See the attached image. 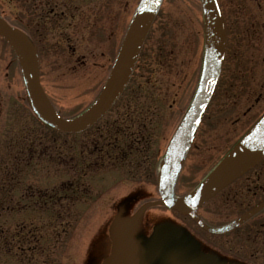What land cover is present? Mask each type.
I'll return each mask as SVG.
<instances>
[{
	"label": "rangeland",
	"instance_id": "obj_1",
	"mask_svg": "<svg viewBox=\"0 0 264 264\" xmlns=\"http://www.w3.org/2000/svg\"><path fill=\"white\" fill-rule=\"evenodd\" d=\"M139 2L0 0V12L35 44L46 90L61 108L70 105L71 88L66 85L71 76L67 69L72 65L79 67L80 62L96 61L97 68L105 66L108 70ZM222 3L233 35L220 85L198 130L196 154L208 159L196 172L198 178L220 162L264 114V32L260 33L261 43L257 42L260 50L252 42L243 47L242 39L237 37L239 25L234 23V8L244 4L256 16L258 27L264 29V0ZM163 5L138 59L139 80L149 75L151 81L145 87L133 82L122 100L127 103L137 94L143 100H154L157 118L165 123L162 131L172 136L199 85L203 18L200 0H165ZM249 55L252 58L248 59ZM62 70L64 73L60 74ZM100 88L99 83L97 90L91 91L90 99ZM53 136L54 130L43 125L33 109L15 52L0 38L1 201L3 181L9 180L8 198L0 204V264H127V253L111 250L112 219L102 218L94 210H90L93 213L89 216L71 214L68 218L64 214L60 218L61 214L42 206L43 192L60 189L69 179L64 159L68 139L59 137L56 141ZM58 147L64 150L63 154H59ZM7 166L9 178L4 174ZM189 173H193L191 165L186 169ZM196 179L181 185V190H189ZM48 207L52 208L51 203ZM53 208L61 211L55 204ZM162 211H150L138 229L151 232L160 226L175 227L188 236H198L195 230L191 232L188 218ZM207 240L224 253L222 258L233 264H264L263 259L253 257L257 246H248L246 239L236 238L232 252L211 237Z\"/></svg>",
	"mask_w": 264,
	"mask_h": 264
},
{
	"label": "flooded vegetation",
	"instance_id": "obj_2",
	"mask_svg": "<svg viewBox=\"0 0 264 264\" xmlns=\"http://www.w3.org/2000/svg\"><path fill=\"white\" fill-rule=\"evenodd\" d=\"M200 2L202 10L201 18H203L204 43L198 63L201 73L199 84L203 75L206 52L204 8L201 0ZM218 3L224 21L226 47L220 76L214 93L218 89L224 73L231 44L230 37L233 35V30H231L227 19L228 13H226V8L222 0H218ZM236 7L234 8V23L239 25L237 37L242 39L243 42L241 43L243 47L250 45L251 42L254 48L260 47V33L264 32V29L258 27V23L255 20L256 16H253L254 14H252V11L247 5L239 4ZM117 56L118 54L115 56L108 70L105 66L97 68L96 65L99 62L96 61L94 63H88L87 61L80 62L79 67L72 65L71 68H68L67 71L70 73L68 76H71V78L69 79L70 84H67L66 87L71 88L69 89L68 95L70 105L61 106V108L58 107L48 94L42 80L40 68V78L44 89L57 113L62 118H76L96 103L110 78ZM93 58H96V55ZM250 58H252L251 55L248 56V59ZM90 64L94 67L89 66ZM103 64L105 65V62ZM63 73L64 71L62 70L60 74ZM138 73L137 61L128 84L118 98L91 127L81 132L59 131L40 121L43 125L54 130L53 138L56 141H58L59 137L68 139L66 141L68 145L67 157L65 158L64 156L69 174L68 182L66 185L61 186L60 189H54L50 193L43 192L42 206H47L43 208L61 214L62 216L58 215L60 218L65 217L64 214L68 218L70 216L72 217L73 214L87 213L89 216L90 213H93L90 210H94L98 212L100 217L112 219L113 223L110 229V236L113 237L111 239V250L127 253L128 262L135 257L138 250L137 246L129 239L127 233L130 223L136 219L132 227V232L146 251V263L168 264V262L160 259L156 255L155 251L151 248V243L155 235L171 227L160 226L152 229L151 232H148L147 228L142 229V231L138 229V224L148 218L147 214L156 208L163 209L166 213L173 212L188 218L192 223L191 229L193 231L190 229L191 232L195 230L198 236H188L184 232L179 231L184 236L193 239L203 253L216 258L223 264L233 263L222 258L220 255L224 253H221L208 240L206 241L207 238L211 237L213 242L223 243L230 252H232L231 250L236 238L246 239L248 246H257V250L255 249L257 253L256 255L253 254V257L257 260H264V206L236 226L228 228L236 220H239L248 212L264 204V159L219 190L197 208V217L206 227L217 232H213L201 225L189 214L172 209L163 203L155 204L162 202L164 199L159 183L163 163L168 156L172 140L178 127L185 118L188 109L185 111L172 136L169 132L165 133V131H162L164 130L165 123L157 118L158 106L154 100L151 98L149 100H143L140 98L141 95L138 94L137 97L135 95V98L133 97L134 99H131L127 103L122 100L127 89L133 82L135 83L136 81V84L145 87L151 81V77L147 74L148 77H143L139 80L138 77L141 75H138ZM80 82H83L85 85H75ZM99 83L101 88L98 94L93 99H90L91 91H96ZM82 88L84 91H82ZM86 97L87 99H85ZM76 107H79V109L82 108V110L76 112L74 111ZM197 136L198 131L191 142L176 176L173 187V196L176 198H183L197 189L230 152L220 162H217L205 176L198 178L195 175L196 172L200 169L201 165L203 166L208 162V159L196 154L197 149L194 147ZM58 151L61 152L59 154L64 153V150L60 147H58ZM192 151L193 153L195 151V153L191 154ZM188 165H191L193 168V173L186 174ZM7 167L8 169L5 167L7 172L4 174L5 177L9 178V166ZM193 177L197 179L191 184V188L189 190H181V185L186 182H192ZM5 180L3 181L4 189L0 204L2 202L4 203L8 198L7 188L9 187V180ZM168 193H170V190H168ZM48 203H51L52 208L48 207ZM53 204L57 205V210L60 209L61 211H56L53 208ZM209 214H215V217ZM190 221L186 225L189 226ZM190 230L188 231L190 232Z\"/></svg>",
	"mask_w": 264,
	"mask_h": 264
},
{
	"label": "water",
	"instance_id": "obj_3",
	"mask_svg": "<svg viewBox=\"0 0 264 264\" xmlns=\"http://www.w3.org/2000/svg\"><path fill=\"white\" fill-rule=\"evenodd\" d=\"M162 2L163 0H141L139 2L103 92L91 108L74 119H63L58 115L40 82L39 60L34 45L24 33L9 24L0 14V36L12 47L22 66L32 105L40 118L66 132H80L92 126L108 110L128 83ZM202 3L206 30L203 75L193 103L179 126L170 145L168 156L163 163L159 183L164 199L155 204L163 203L190 214L205 226L196 215L197 208L264 158V117L231 150L200 187L183 198L173 196L176 176L214 93L225 54L224 21L218 1L202 0ZM262 206L264 204L260 207ZM257 209L248 212L230 227L237 225ZM135 220L130 223L127 233L138 250L129 264H147L146 251L132 232ZM151 248L160 259L169 264H223L216 258L201 252L194 240L185 237L175 228H169L155 235Z\"/></svg>",
	"mask_w": 264,
	"mask_h": 264
}]
</instances>
